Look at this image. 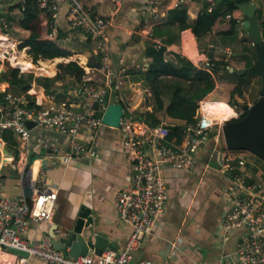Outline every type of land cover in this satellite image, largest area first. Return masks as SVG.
<instances>
[{
    "label": "crops",
    "instance_id": "1",
    "mask_svg": "<svg viewBox=\"0 0 264 264\" xmlns=\"http://www.w3.org/2000/svg\"><path fill=\"white\" fill-rule=\"evenodd\" d=\"M84 1L88 2L94 13L111 20L107 30L110 67L123 76L124 100L134 99L135 112L151 111L153 108L150 89L140 78L139 72L144 71L148 66V58L144 54L146 45L152 42L154 45L160 43L164 45L154 36V28L164 27L170 30L171 39L164 38L170 42L166 44L164 51L167 61L176 62L177 57L187 58L193 64L197 60H210L209 56L199 49L190 30L179 33L167 24L168 11L176 7L175 0H157V5H152L150 0H122L116 8L109 0ZM16 2L17 0H0V20L5 17L8 20L11 17L9 14L15 13L17 15L15 21L11 22L14 23L13 29L23 31L18 24V10L10 8ZM250 2L257 4L256 14L258 13L260 20L264 21V0H250ZM203 4L192 2L184 5L188 21L197 18ZM154 8L155 12H153ZM233 14L238 16L241 13L235 10ZM58 27L63 31V33L59 32L58 43L75 49L78 53L69 57H59L55 61H76L84 70H89L85 63L90 54H95L93 39L90 37L92 51L82 49L83 42H86L85 35L71 31L65 18H61ZM231 27V18L220 17L212 27V34L226 32ZM241 28L242 26L238 24L239 36H242ZM22 33L26 37L27 33L25 31ZM24 38L17 39V44ZM73 40L77 41L75 45L72 44ZM78 42L81 43L79 46ZM225 48L229 50L226 52ZM208 51L214 59L224 57L229 60V66L235 68L244 66V60L239 57L241 47L238 45H218L210 47ZM5 68L0 64V72ZM56 72L55 65L53 74L44 75L53 77ZM96 74L93 72L91 75H95L96 81L100 84L104 76ZM76 83L78 82L65 78L64 81L56 83L52 95L47 94L43 87L32 83L25 97L31 104H46L51 100L71 101L66 95V90ZM233 84L226 75L221 74L216 80L214 89L206 96L216 103L231 107L233 114L226 119L235 118L237 112L236 107L229 104V94ZM1 88L9 91L8 83L1 82ZM108 90V102H115L113 92ZM164 101L166 106L168 100L164 99ZM245 105L249 104H239L240 107ZM156 115L160 122L165 123L169 128L182 127L185 122L168 117L164 110L157 112ZM214 133L215 130L196 151L197 162L193 169L170 167L161 169L166 184L164 211L151 233L143 236L129 264H215L223 253L234 247L239 231H231L225 239L219 236L217 231L218 221L227 206L224 189L230 187L231 181L229 173L223 171L219 165V155L225 147ZM80 138L90 145L86 135L83 134ZM30 143V150L26 154L18 150L16 135L12 131L4 130L0 133V179L4 184L5 194L8 196L23 194L17 171L20 157L34 167L35 161L37 166L43 159H34L33 156L42 155L48 159L47 166L41 164L46 172V181L58 186L56 208L51 222L56 223L59 229L70 226L77 217L80 207L85 205L91 209L94 219L93 231L114 242L115 249L120 250L128 238L130 228L118 218L114 195L119 187L129 182L134 171L133 165L125 158L122 151L120 132L116 128H103L102 134L98 135L94 142L96 155L83 154L67 165L56 157V153L64 154L67 151L62 134L40 129L34 124L31 126ZM34 146H36L35 150L32 149ZM230 151L235 158L234 161L239 158L244 160L241 175L244 172V179L247 182L264 181V162L261 159L246 150ZM13 173L18 177L12 178ZM42 233L48 234L46 222L32 223L24 232V236L32 240L40 237ZM20 255L18 251L3 248L0 251V264H20ZM26 264L46 263L31 257Z\"/></svg>",
    "mask_w": 264,
    "mask_h": 264
},
{
    "label": "built area",
    "instance_id": "2",
    "mask_svg": "<svg viewBox=\"0 0 264 264\" xmlns=\"http://www.w3.org/2000/svg\"><path fill=\"white\" fill-rule=\"evenodd\" d=\"M35 1L40 9L51 15L50 36L59 35L58 24L64 13L71 31L80 35L88 34L93 39L95 54L100 55L102 65L97 69L85 70L82 82L66 90L71 101L51 100L46 104H31L25 97L28 91L13 94L1 88L0 81V133L4 130L12 131L16 135L18 150L28 154L31 128L26 122L33 121L35 127L64 136L67 151L64 154L56 153L60 162L67 165L83 154L96 155L94 142L102 134L103 128L107 127L102 122V114L108 101L104 94L107 89L112 91L115 102L122 105V114L116 128L120 132L121 148L125 158L134 167L129 182L115 192L114 206L119 220L129 226L130 231L120 250L106 247L99 254L91 252L77 257L64 255L62 250L55 249L47 233L32 240L26 238L24 232L32 223L51 222L56 208L58 186L46 181V172L41 164L35 168L20 157L17 171L21 183L27 179L32 194L30 197L24 194L8 196L0 179V251L6 248L20 252V264H26L31 257L46 264H129L143 236L151 233L164 211L166 184L161 169H193L197 162L196 151L214 130L216 138L222 140L221 127L229 119L218 120L211 105L215 101L204 97L198 102L195 121L184 122L180 142L173 141L170 139L171 131L165 123L149 126L134 111V99L124 100L123 76L115 72L109 63L107 30L111 20L94 13L84 0ZM109 1L116 8L122 0ZM192 2H207L209 11L214 6V0H175V5L180 7ZM150 3L157 5V0H150ZM155 11L154 8L153 12ZM225 17L231 18V15L227 14ZM232 17L243 26L242 14ZM8 26L9 22L0 20V36L8 37ZM26 49L24 47L21 50L26 54ZM13 50V47L0 50V61L8 59ZM228 50L229 48L224 49L226 52ZM194 65L206 70L210 68L209 60H197ZM13 67L23 72L19 66ZM93 72L104 76L100 84L95 75H91ZM245 111V106H241L233 119L239 118ZM83 134L90 145L80 138ZM32 149L35 150L36 146ZM234 159L229 149L225 148L220 152L219 165L229 173L231 185L224 189L227 206L220 216L217 231L223 239L231 231L240 233L232 250L223 253L215 264H264V181L247 182L244 172L241 175L244 160Z\"/></svg>",
    "mask_w": 264,
    "mask_h": 264
},
{
    "label": "trees",
    "instance_id": "3",
    "mask_svg": "<svg viewBox=\"0 0 264 264\" xmlns=\"http://www.w3.org/2000/svg\"><path fill=\"white\" fill-rule=\"evenodd\" d=\"M249 1L232 0V2H227L214 0V6L210 11L206 2L194 21L187 20L184 5L176 6L168 11L167 24L175 28L179 33L185 30L192 32L199 49H202L209 56L210 68L209 70L198 68L184 57H177L176 62L167 61L164 57V51L166 44L170 42L164 38L171 39L170 30L164 29V27L161 29L154 28V36L158 37L164 45L161 43L154 45L152 42L151 44L148 43L144 50V54L148 58V66L144 71L139 72V76L151 90L153 108L151 111L136 112L139 118L149 126H154L160 122L156 113L164 110L168 117L185 122L195 121L198 102L214 89L216 80L221 74L226 75L234 83L229 94V104L233 107L239 105L234 102V98L244 96L249 89L251 79L255 76L238 75L230 72L227 68L230 65L229 60L224 57L214 59L208 50L210 47L218 45H238L241 47L239 57L244 60L243 67L251 65V56L255 55L256 52L255 45L247 36L243 26L241 28L242 36L238 35V23L232 17L234 15L233 11L236 10L240 13L236 4ZM85 4L89 6L88 2H85ZM10 8L18 10V24L27 33L20 43L19 49L27 47L26 53L29 55L31 62L33 61L32 63L36 64L38 60L69 57L78 53L75 49L59 44L58 36H50L51 15L46 10L40 9L35 0H24L23 3L17 1ZM227 14L231 15L232 27L226 32L212 34V27L215 22ZM256 17L259 20L261 35L264 40V21L260 20L258 13ZM61 18H65L64 13H62ZM66 23L69 27L67 20ZM169 26L168 28H170ZM58 31L63 33L60 27ZM83 35L86 37L83 48L92 51L90 36L88 34ZM101 65L100 55L93 53L90 54L85 63V66L90 69H97ZM5 67V70L0 72V81L8 83L9 91L16 95L26 93L31 88L32 83L43 87L47 94L52 95L57 82L64 81L65 78L82 82L86 73L83 66L76 61L57 63V72L53 77H38L32 72H22L19 68L10 65H5ZM164 99L168 100L166 106ZM245 114L246 111L239 118ZM169 129L171 131L170 139L177 143L180 142L182 127L174 126Z\"/></svg>",
    "mask_w": 264,
    "mask_h": 264
},
{
    "label": "water",
    "instance_id": "4",
    "mask_svg": "<svg viewBox=\"0 0 264 264\" xmlns=\"http://www.w3.org/2000/svg\"><path fill=\"white\" fill-rule=\"evenodd\" d=\"M227 1L232 0H215ZM237 9L244 16L243 28L247 36L255 45V55L251 56L252 63L248 67L235 68L228 66L230 72L238 75H251L260 79V87L257 99L250 105H245L246 114L237 119L226 120L222 124V141L226 149L246 150L264 162V40L261 35L259 20L256 17L257 4L246 2L236 4ZM59 37V36H58ZM30 70L29 72H33ZM45 77L44 74H36ZM108 100V92L104 94ZM122 114V105L119 102H108L102 114V122L111 128H117ZM35 123L27 121L31 128ZM33 158H42V166H47L48 159L42 155H34ZM22 192L30 197L32 189L25 178L22 181ZM94 219L91 209L82 205L72 225L58 228L56 223L47 222L48 235L52 245L57 250H62L64 255L77 257L94 252L99 254L102 249L109 247L115 249V243L93 231ZM59 231V232H58Z\"/></svg>",
    "mask_w": 264,
    "mask_h": 264
},
{
    "label": "bare ground",
    "instance_id": "5",
    "mask_svg": "<svg viewBox=\"0 0 264 264\" xmlns=\"http://www.w3.org/2000/svg\"><path fill=\"white\" fill-rule=\"evenodd\" d=\"M17 43L18 42L16 40H14V38L13 39L8 38L5 35L0 36V50H2L3 48H7V47H13V49H14V46ZM15 49H16V47H15ZM18 51L19 52H16V50L15 51L13 50V52H10L8 55V59L13 64L19 66L22 70H28V71L34 70L35 73H37V74L38 73L47 74V75L53 74L55 65L52 62L59 59V58H54L50 61L38 60L37 64H34V63H32L33 61L31 62L29 59L25 58L24 50L20 49ZM212 108H213L214 115L216 118H218V120L227 118L228 116L233 114V110H231V107L226 105V104L213 102ZM36 164H37V162L35 161V165H34L35 168L37 167Z\"/></svg>",
    "mask_w": 264,
    "mask_h": 264
},
{
    "label": "rangeland",
    "instance_id": "6",
    "mask_svg": "<svg viewBox=\"0 0 264 264\" xmlns=\"http://www.w3.org/2000/svg\"><path fill=\"white\" fill-rule=\"evenodd\" d=\"M6 15V14H5ZM7 16V15H6ZM9 16H11L10 17V19H6V17L5 18H3L4 19V21H6V22H9V26H8V37L9 38H11V39H13L14 38V40H17V39H20V38H24L25 37V35H23V31H21L20 29L19 30H14L13 29V27H14V23L12 24L11 22L12 21H15V17L17 16L15 13H12V14H9ZM3 17V16H2ZM2 31V30H1ZM74 41H75V43H74ZM79 41V40H78ZM77 43V41L76 40H73V43L72 44H76ZM84 43V42H83ZM71 44V45H72ZM79 44H81V43H79L78 42V46H79ZM15 47H16V49H15ZM82 47V49H83V46H81ZM16 50V52H19L18 50H19V47H18V44H16L15 46H14V51ZM13 52V51H12ZM230 56V55H229ZM25 58L26 59H29L30 60V57H29V55H27V53L25 54ZM77 60L78 61H80V59H78L77 58ZM31 61V60H30ZM59 62H63V61H53L52 63L54 64V65H56L57 63H59ZM0 64H2L3 66H5V65H10V66H14L15 64H13L9 59H4L3 61H0ZM37 64V63H36ZM23 72H29L28 70H23ZM32 73H34L35 75L37 74V73H35V71H33ZM98 74H100V73H97L96 75H98ZM45 75H47V74H45ZM259 87H260V81H259V78L258 77H253L252 79H251V81H250V85H249V89L245 92V94H244V96L243 97H236V98H234V102H236L237 104H241V103H245V104H252L256 99H257V97H258V91H259ZM149 93H151V90H149ZM220 97V96H219ZM238 98V99H237ZM237 108H235V109H237V111H238V109H239V105H237L236 106ZM220 141H221V144H224L223 143V141L220 139ZM255 156V155H254ZM258 158V157H257ZM15 175V173H13L12 174V178H17L18 177V175L16 174V176H14Z\"/></svg>",
    "mask_w": 264,
    "mask_h": 264
}]
</instances>
